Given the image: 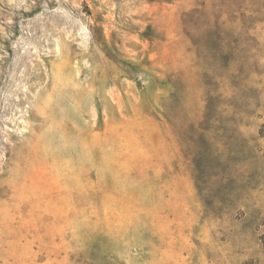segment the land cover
Masks as SVG:
<instances>
[{"label": "rangeland", "instance_id": "rangeland-1", "mask_svg": "<svg viewBox=\"0 0 264 264\" xmlns=\"http://www.w3.org/2000/svg\"><path fill=\"white\" fill-rule=\"evenodd\" d=\"M264 0H0V264H264Z\"/></svg>", "mask_w": 264, "mask_h": 264}, {"label": "trees", "instance_id": "trees-1", "mask_svg": "<svg viewBox=\"0 0 264 264\" xmlns=\"http://www.w3.org/2000/svg\"><path fill=\"white\" fill-rule=\"evenodd\" d=\"M259 135L261 137H264V123H262L261 126H260V128H259ZM261 238L264 239V234H262ZM262 241L264 243V240H262Z\"/></svg>", "mask_w": 264, "mask_h": 264}]
</instances>
